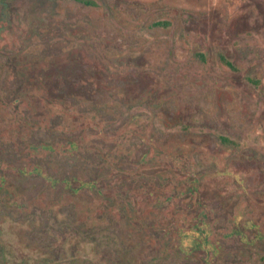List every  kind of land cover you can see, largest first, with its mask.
Listing matches in <instances>:
<instances>
[{
	"label": "rangeland",
	"instance_id": "rangeland-1",
	"mask_svg": "<svg viewBox=\"0 0 264 264\" xmlns=\"http://www.w3.org/2000/svg\"><path fill=\"white\" fill-rule=\"evenodd\" d=\"M89 2L0 0V264H264V0Z\"/></svg>",
	"mask_w": 264,
	"mask_h": 264
},
{
	"label": "flooded vegetation",
	"instance_id": "flooded-vegetation-1",
	"mask_svg": "<svg viewBox=\"0 0 264 264\" xmlns=\"http://www.w3.org/2000/svg\"><path fill=\"white\" fill-rule=\"evenodd\" d=\"M76 1H79V2H82V3H85V4H90L89 0H76ZM221 59H222L227 65L232 66V65H231V62L228 61L227 59H225L224 57L221 58ZM220 139H221V141L224 142V143H231V141H230L228 138H226V137H221ZM68 183H70V182H67V184H68ZM84 186H88V184L85 183V182H81V183L78 185V187H84ZM201 233H203L202 230H201ZM197 243H198L197 247L200 248L202 242L198 241Z\"/></svg>",
	"mask_w": 264,
	"mask_h": 264
}]
</instances>
